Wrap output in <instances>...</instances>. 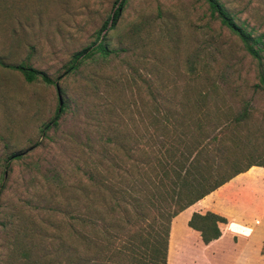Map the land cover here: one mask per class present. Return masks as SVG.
I'll list each match as a JSON object with an SVG mask.
<instances>
[{
    "label": "rangeland",
    "instance_id": "1",
    "mask_svg": "<svg viewBox=\"0 0 264 264\" xmlns=\"http://www.w3.org/2000/svg\"><path fill=\"white\" fill-rule=\"evenodd\" d=\"M113 1L0 0V62H24L51 81L28 82L0 65V264H24L21 253L39 247L47 222L62 216L69 195L62 187L73 184L78 165L91 163L94 143L110 134L111 121L135 135L151 107L172 99L191 105L209 81L215 102L205 107L246 111L237 141L252 159L264 157V88L257 84L264 55L251 57L204 0H126L117 27L107 32L115 52L66 71L74 52L92 47ZM219 1L264 39V0ZM190 64L201 73L193 81ZM59 100L56 124L40 132ZM11 153L20 158L6 166ZM260 178L252 174L245 190Z\"/></svg>",
    "mask_w": 264,
    "mask_h": 264
},
{
    "label": "trees",
    "instance_id": "2",
    "mask_svg": "<svg viewBox=\"0 0 264 264\" xmlns=\"http://www.w3.org/2000/svg\"><path fill=\"white\" fill-rule=\"evenodd\" d=\"M204 1L209 15L234 34L251 57L264 55L262 35L252 36L219 0ZM125 3L113 1L92 47L74 52L66 71L113 51L107 32L117 27ZM0 65L16 70L28 82L37 77L51 82L24 62ZM187 68L190 81L201 77L193 65ZM259 70L257 84L264 88V72ZM215 95L216 85L209 81L208 88L197 90L191 105L172 99L153 106L135 135L126 124L111 121L110 134L94 143L91 163L78 165L73 184L62 187L69 195L61 205V218L47 222L49 231L38 237L39 247L21 253L24 264H166L173 216L250 166L264 167V157L252 159L251 153H243L236 138L246 111L233 115L229 107L226 112L206 108L204 102H213ZM63 106L59 100L40 132L56 124ZM17 158L20 153H11L6 166ZM225 222L209 211L192 212L187 225L206 244L220 235L217 224ZM260 253H264V230Z\"/></svg>",
    "mask_w": 264,
    "mask_h": 264
},
{
    "label": "crops",
    "instance_id": "3",
    "mask_svg": "<svg viewBox=\"0 0 264 264\" xmlns=\"http://www.w3.org/2000/svg\"><path fill=\"white\" fill-rule=\"evenodd\" d=\"M252 174L263 179L247 191L244 181ZM206 211L226 222L218 223L220 235L204 244L187 220L192 212ZM263 230L264 167L250 166L171 218L166 264H264Z\"/></svg>",
    "mask_w": 264,
    "mask_h": 264
}]
</instances>
